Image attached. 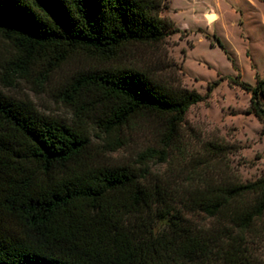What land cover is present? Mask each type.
<instances>
[{
    "label": "trees",
    "instance_id": "16d2710c",
    "mask_svg": "<svg viewBox=\"0 0 264 264\" xmlns=\"http://www.w3.org/2000/svg\"><path fill=\"white\" fill-rule=\"evenodd\" d=\"M164 7L165 0H0V34L31 58L53 53L64 59L85 50L114 60L134 46L166 41L173 26L161 15ZM219 85L210 84L206 97ZM242 86L264 123V82ZM62 97L77 109L76 123L46 117L31 102L0 92V264H188L177 259L189 249L178 251L152 233L139 235L131 218L167 203L171 184L148 163L168 162L188 111L206 97L120 63L76 73ZM93 102L102 111L90 116L83 106ZM139 116L166 122L163 148L140 153L138 166L97 162L93 127L113 133ZM207 150L220 164L226 146ZM221 170L215 168L212 178L207 170L192 171L191 206L214 219L229 214L248 230L264 218V174L243 184L225 179ZM190 236L194 243L197 236Z\"/></svg>",
    "mask_w": 264,
    "mask_h": 264
},
{
    "label": "rangeland",
    "instance_id": "374dc122",
    "mask_svg": "<svg viewBox=\"0 0 264 264\" xmlns=\"http://www.w3.org/2000/svg\"><path fill=\"white\" fill-rule=\"evenodd\" d=\"M161 15L173 26L164 43L134 46L114 60L85 50L68 52L64 59L53 53L31 58L0 34V92L31 102L46 117L73 124L78 112L62 91L79 72L120 63L205 97L209 85L219 81L210 97L188 111L168 162L156 158L148 163L152 173L171 184L170 198L141 218L132 217L131 229L165 238L178 251L189 249L192 253L177 259L184 263L264 264V218L242 230L229 214L214 219L194 209L187 194L194 169L207 170L212 178V171L221 168L225 179L243 184L264 174V123L251 110L252 93L242 86L254 88L264 82V3L165 0ZM83 107L90 116L102 111L97 102ZM166 129V122L156 116H139L130 127L113 133L93 127L95 159L100 164L138 166L140 153L163 148ZM210 144L226 146L220 164L208 152ZM232 207H239V202ZM176 219L178 226L172 223ZM187 235L197 236L194 243Z\"/></svg>",
    "mask_w": 264,
    "mask_h": 264
}]
</instances>
